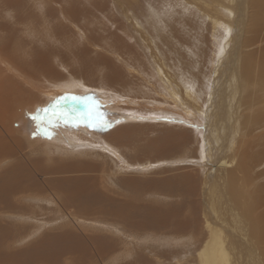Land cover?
<instances>
[{
    "label": "rangeland",
    "instance_id": "rangeland-1",
    "mask_svg": "<svg viewBox=\"0 0 264 264\" xmlns=\"http://www.w3.org/2000/svg\"><path fill=\"white\" fill-rule=\"evenodd\" d=\"M39 2L40 3H37L35 6H33L30 0H23L22 8L20 9L15 8V11L12 12L16 17L15 19L13 18L12 14L7 15L5 13H1L0 10V27H1L0 29L1 32L0 33V50H1L0 51L1 53L0 55V233H1L0 257L4 255L9 256V258H7L6 256L5 263L1 262L0 260V264H37V260H35L36 256H38L39 253L43 255L49 254V249L51 248V246L57 247L58 249L62 247L63 250L58 253L60 256L63 257L57 256V259L53 260L50 264H63V262L64 264L65 263L72 264L70 259L67 258L69 253L65 251L67 247L66 245H72L70 244L72 241L67 239V241L69 242L68 243L66 240H64L63 237L65 233L62 234L63 231L62 228H60L62 224H66L70 222V218H66V216L64 217V215H66V212L68 211L69 212L72 211V213H74L75 210L78 212L79 210L80 211L86 210L89 208V206L91 208L93 207L92 209H94L95 204H96L95 206L96 207L99 206V208L109 207L110 210L111 208L113 209L115 207V197H117L116 199H118L117 189L119 187L118 182H120V180L118 181V179L127 176L138 177V174L140 176L138 178H141L142 180L148 178L158 179V177H162L164 173L169 172V174L164 175V176H168L170 175V173L174 171V169L177 168V170H179L180 168L182 169L183 167H184L183 168L184 171L186 170L188 171L187 169L188 167L194 168L196 170L198 169L199 172H195L194 176L190 177L191 180H198V178L200 179V176L201 178L204 177L203 171L199 170L201 169L200 167L201 164L199 161V155L197 150L199 148V144L197 143L198 142L200 143V132L193 130V125H191L190 123L187 122L185 123L184 121L182 122L183 120L181 117L182 109L180 107H173V101L170 98L171 94H169V90L167 87L169 84L172 85V88L174 89L177 87V85H181L182 87L180 86L179 92H181L182 89L186 90V92H183L184 95H186L184 96L185 102L188 101L189 99L191 101L192 99L191 97H188L187 98L188 100H186V97L189 96L188 93L192 89L194 90L192 91L195 95V96L193 95V97H195L194 100L197 99V108L202 107L200 109L206 110L208 111V113H210L209 114L211 116L209 119L210 124L209 126L208 125L207 126L211 131L214 130L213 128L217 130L218 132L217 138L219 141L220 151L222 150V152L230 154L231 151H233V147H238V156H239L242 152V149L246 150L248 155L246 166H248V169H250V171L248 169L244 170L245 174L243 177H245L249 185L245 188V190L247 192L249 191L255 193L257 192L258 188H264V154H263L264 153V131H263L264 130V3L263 2H261V4L259 3L257 4L255 0H132V1L124 0L125 3L123 2V0H48V2L40 0ZM129 2L131 6H129L128 4ZM44 6L47 9H45ZM228 6L233 11L232 15L234 16L232 17H230L229 15L228 10L230 8ZM150 7L152 8L150 9ZM71 9L77 10L73 14L74 18H70L68 16L66 17L63 14V12L69 11ZM121 9H122V13H121ZM53 14L55 15L52 16ZM41 17L46 19V20L43 19L44 21H46L45 23ZM228 21H231V23ZM9 22L10 23L18 22L22 24H19L18 26L16 25L15 26L16 30L13 31L12 29H10V33L9 32L7 33L6 31H3L4 28L3 25ZM225 23L232 24L233 41L230 47L228 48V50L225 51V55L223 54L221 56L219 55V51L217 50H219L220 41L224 36V34L222 33L223 28L221 25H224ZM158 24L160 25V27ZM136 30L139 32V36ZM158 31H160L159 32L160 34L158 33ZM11 32H13L14 35H17L20 39H22V41H26L27 45L24 46L25 50H22L21 52L22 57L24 56L23 58H25L26 56L25 58L26 60L23 61L22 57L19 60L22 62L24 66H17V59L11 54V52H13L14 50L13 49L11 50L9 48V45H7L8 43L7 37L11 35ZM50 45L53 48H59L61 51H59L60 53L59 52L55 53L57 55L56 58L53 57V54H49L48 58H46L44 62L41 63L42 65L45 64V68L47 69L46 71L49 74H51V76H47V75L43 76L39 74L37 70H33L34 65L31 66V64H33L32 62L36 59L37 54L40 51L41 53H46L43 50L47 46L50 47ZM214 45L218 46V48L213 47ZM119 48H121L122 50ZM136 55L138 56L136 57ZM60 56H62L63 59L60 58ZM88 56L90 57L86 58ZM126 56L127 58L129 57L128 59L129 63L127 60L125 61L123 59V58L126 59ZM2 59L8 60V63L4 64L1 61ZM102 60H107L105 64L109 63L108 64L109 68H105L106 66L105 67L100 66V63H103ZM135 64H137L138 66ZM79 67L80 69H78ZM114 67H115V71L117 72L119 71L122 73L121 76L122 81L125 82L130 81V83H132L131 85L138 84V82H140L139 83V85L141 84L140 88L145 89L146 94H130L131 97L132 96L138 97L136 98L137 100L139 99V97H141L140 99L141 106H138L139 108L137 107V105L139 104H132V105L123 104L121 100V103H118L117 105L119 106L121 104L119 108H117L118 109L117 111L116 109L115 110L109 109L111 105L115 106L114 104H112V102H110V104L109 102H106L105 106H103L102 102L99 100L100 96H105L107 98L110 97L112 99L113 96L119 97L124 95L118 91L115 92L112 89L100 88L102 86L100 85L99 82L104 80L105 77H108L109 73L111 74V71L109 69H112ZM13 68H15V70ZM100 68H103L102 69L103 71ZM157 68L160 69L162 68L166 73L168 72L169 76L171 77V82L166 83L167 81H164L163 84L161 80L158 81L156 77L159 74L158 72H155ZM106 72L108 73V75ZM181 73L183 74L181 75ZM127 74L130 75L127 76ZM123 77L125 78L123 79ZM138 77H140L141 80H139L140 78ZM179 81L181 83H179ZM54 83L57 84L59 83V85L57 86H61L64 84L65 86L66 85L73 86L74 84L76 86L79 85L78 87H76L79 90L76 92L77 93L76 95L83 96L85 98H90L91 100H87L81 108L80 106L78 108H80V111L87 110L89 114L91 112L90 115L93 119L95 118L109 123L112 122L113 119H116L117 121L120 115H123L124 117H128L133 114L134 116L137 117L139 116L143 117V120L142 118L136 119L135 121L132 120V125H135L138 128L140 127V130L137 128L136 131L140 135V137L137 136L136 141L135 139H133L135 141L134 144H137L138 146L133 145L129 141L126 142L125 145L127 146L128 149L129 148L131 149L134 148V149H132V151H129L128 157L123 155L124 156L123 158L130 164H134V163L137 164L138 162L141 163L140 165L142 164L144 165L140 167L133 166L132 170L129 171L124 169L122 170L115 156L113 157L111 154L110 157V153H108L106 150L100 147L101 142H103L102 136L106 135L107 134L106 131L108 130H103L102 134L100 132L99 134L101 135L98 136L93 132L87 131L88 129L91 128L89 127V125H87L88 127L86 128L87 132L82 131L84 132L82 133L80 130L78 131L75 130L76 133L72 132L66 136L67 139L66 143L65 142L58 143L57 141L47 142L46 140H43L42 138H38L33 135L34 133H36L38 135L42 134L48 137L47 136L48 133L45 131L46 129L43 128L40 129L41 122H36L35 124L37 125H35L34 128L32 127L33 125L30 124V126L25 129L22 126L21 121L18 120L17 118H14L11 114V112L14 111V109L16 108L15 103L17 101H21L24 105H27L28 107H32V109L37 108L36 106H38L39 108L43 107L44 109H46L45 107L49 109L56 108V103L58 101L50 97L47 98L48 94H42L45 93L46 89H48L49 92L53 89L55 90ZM155 83L157 84V86ZM185 83L186 85H184ZM39 89H41L42 91L41 90L39 91ZM63 89L66 88L64 87ZM83 89L86 90V92L87 90H90L92 91V93L90 92L89 94H85L83 93L84 91ZM59 90L61 89L59 88ZM109 90L112 93L110 95H108ZM133 90L135 89H131L130 91ZM157 93L160 94L158 95ZM180 97L182 98V95ZM110 98L107 100H110ZM147 99L148 102H146ZM156 99L157 100L160 99L159 102L156 103L155 101ZM202 100H204L205 102ZM190 101H188V103ZM75 103H77V101H73V105H75ZM189 105L188 104L184 105L183 103H181L182 107L185 106L188 107ZM132 106L134 108H132ZM103 107L104 109H102ZM120 107L121 108L126 107L124 109V112H122L123 110L119 111ZM138 109H140V111ZM191 110L195 113V115H193V118L197 120L196 121L197 124L200 122V120L205 124L207 123L206 120H204V118H199L201 117V115H198L200 114L199 111L195 112L194 109ZM135 112L137 113L135 114ZM155 112H159L156 118L152 117ZM172 113H175V115ZM34 114L35 113L30 112L29 110V113H27V118L30 120V118L34 117ZM107 115H109L108 116L109 118L107 117ZM38 116L39 114L37 113L36 117L38 118ZM55 116H59L58 112L55 113ZM124 117H120V119ZM44 121L47 122L48 120H44ZM125 122L128 123L127 120H125ZM120 125L125 126L127 124L125 123L124 125L122 121V123H119V125L115 124L117 128L115 126H112L110 130L115 131L116 129L119 128ZM146 125H149V127H153V128L157 127V128L151 130V128L149 127L147 128ZM179 126H181L182 128ZM92 127L99 128L98 126L95 125H93ZM170 127L171 130H168L170 129ZM176 127L180 129H176ZM184 129L190 132L187 134V136L184 137L183 140L186 142V139L189 138L191 144L188 146L189 148H186V151L184 152L185 155L182 153L184 157H182L181 154L177 155L180 159L177 156L158 158L159 155H155L153 150L145 148L148 147V144L150 143H152L151 145L153 146L154 145L153 140L156 141L157 139L162 138L164 134L166 136L169 135V139L172 142H174L178 138L176 135L179 132L182 131L184 132ZM172 130L175 132H173ZM168 131H172V132H168ZM59 133L62 134L61 130ZM148 136H151V138L152 137L153 138L150 140ZM144 139L146 140L149 139L151 142L149 140L146 141ZM183 140L181 139L178 143H182ZM254 140H256V142L258 140V142L257 143L255 142L254 144ZM226 141L228 142L226 143ZM69 143H71L72 145ZM178 143L177 144L170 143V145L172 149L174 148L177 149V152L179 153V151L182 148L178 145ZM59 145H61L62 147L61 146L59 147ZM259 145L260 146L262 145L261 148ZM141 146H143V148H141ZM48 147L49 150L47 152L45 150L48 149ZM137 148H139V150L144 154V157L141 155L136 157L137 158L142 157L144 160L140 161L136 157L134 159V156L132 155L131 152L136 151ZM71 150L75 152L71 154L72 153ZM196 150L197 153H195ZM86 151L87 153L85 154ZM127 151H128L127 149L124 150V153L127 154ZM190 152L192 153V155ZM77 155L80 156L78 157ZM181 157L183 159H181ZM168 158H170V160ZM187 158L189 159V161H185V159L187 160ZM79 159L83 160L85 163L87 161L92 165H95V171L90 173L75 171L74 173H72L73 171L72 169L70 170V168L64 169L63 171L60 172L57 171V169L54 171H47L48 168L53 169L54 168L53 166L59 163L60 164L62 163V165L67 163V161L69 162L67 163L68 165L79 163L78 162L80 161ZM161 159H165V161L164 160L162 161L164 163L161 162ZM176 159H178L179 161L178 163L175 162ZM74 160L77 162H75ZM195 160L198 161L197 164H194V162H196ZM185 162H187L188 164ZM98 163L99 166H97ZM149 163L151 164L149 165ZM12 165H14V169H10ZM145 165L147 166V168L150 166V168H148V170H144L143 167ZM152 165L153 167H151ZM234 166L235 165H233V167ZM103 168L105 171L103 170ZM43 170H45L48 174L44 173ZM143 170L144 172H146L147 175L143 172ZM184 171H182V173H184ZM188 173L191 174L190 172ZM23 174L24 176H22ZM19 175L20 177L18 181L24 183L23 182L24 179L26 184L28 185L32 184V188L34 189L30 191L31 193L23 192V189L19 188L18 186H15L17 187L16 189L15 187L9 184L10 182L9 178L15 180ZM83 178H86V180L88 178L92 179L94 185L93 184L90 185V183H88V185L86 184L87 187L85 190L82 191L78 190L79 192L72 191L71 190L72 188L69 186L72 183V181H80L83 180ZM4 180L7 181V185H9L8 188H12V189H8L6 187V191H4L5 193L8 192V199L3 196L4 193H1V191L3 190L2 183L5 182ZM99 181L102 183V185L105 184L107 186V188L104 189V193H102L104 196L100 195L101 192L100 194H98L99 193L98 190H96L97 192L95 194H93L94 191H92V193L91 192L88 193V190H95L96 188H98V187L92 188V186H97L96 183H99ZM201 188H202L201 185H199V192ZM74 193L76 196L74 195ZM244 194H246V192ZM174 195L176 196L178 194H174ZM110 196L112 197L113 202ZM147 196L146 197L151 200L152 195H147ZM49 198L51 199V201ZM52 199L54 200L52 201ZM110 201L111 204L108 203ZM202 201H203V195L201 196V203L200 202L196 203V206L199 209H201L199 216V225L201 224L200 225L201 230L204 227H206L204 224L205 217L203 215L204 212L202 210L203 209ZM61 203L66 206V207L64 206L67 209L65 212L60 207ZM184 206H185V210L191 208L187 205ZM260 206L257 207V210L255 211L256 214H260L264 211V206L263 205L261 207ZM161 208L165 209V206H162ZM145 215H143L142 211L141 213L139 212L137 214L138 221L141 222V217H143L144 220L147 217H149L151 218V222L159 221L156 219V211L154 209L150 211L149 216H145ZM39 216L41 217L39 218ZM98 216H100V219H98L97 216H92L95 219H91L92 222L89 223H84L83 220L80 221L79 218H76L75 223L78 224H72V226L69 228L70 231L72 232V236H74L75 239L81 240V244L83 246H86L87 251L90 250L88 251V253H86L85 252L86 249L85 247H83L81 250L82 254L77 252L75 254V257H79V258H76V262H75L76 264H83L82 262H85V264H105V263L119 264L120 262H121L120 264H132V263L133 264H154V263L155 264H166V263L167 264H187V263L197 264L196 261H195L196 263H193V260L191 261L193 257L187 255V253H189V251L187 250H185L184 256L178 259L173 258L176 257L177 254L170 252L173 251L182 252L185 247L188 250L193 249L191 247L194 246V245L192 246V243L193 244L195 243L194 235H196L197 244L195 247L196 250L194 252L195 253L197 252V255H200L203 252L204 248H201L199 239L200 240L201 238L205 239L209 235L206 229L204 231L201 232L198 231L197 233L192 234L193 232L192 227H188L186 231V234L188 235L184 239L180 238L178 240L175 239L174 236L172 237L171 235L166 234L164 232L160 234L156 232L154 233L153 230L140 231V233L137 234L135 231L132 230L130 231L129 234L128 231L124 232L122 230V226L118 222L119 220H117L116 216H114L113 214H109L105 216L98 215ZM19 217H21V219H19ZM27 217L28 218L30 217V219L28 220ZM95 228H97L96 230L100 231V233H103V231L106 233L108 231H111L114 234L117 233V235L118 234L121 235L124 238L123 240L125 241V246L129 248V250L131 251L128 254H126V257L128 258L123 257L125 253L123 254L124 251L122 252L121 246H116V250L114 251L113 250L110 252L108 251L109 254L107 253L106 258L102 256V258L100 259L94 256L95 254L92 255L89 254L91 252H94V250L96 249L95 245L97 246V243H95L94 240L93 241L88 240L91 239L93 236L95 237V235H97ZM24 229L25 230L27 229V231H25ZM79 232H81L82 235ZM134 233L138 236H136ZM189 234L193 236L190 237ZM23 235H25L26 237H24ZM109 238L110 237H107V239ZM154 240L156 243H158L156 246ZM173 240L175 242H173ZM160 241L163 246L159 245L161 244ZM185 241L186 242L188 241L186 243L187 245L184 244ZM142 242L144 243L142 244ZM134 243L136 244V246ZM37 244L40 245L38 246ZM116 244L122 245V243H116ZM149 245L153 246V248L155 246L154 248L155 251L152 250L153 248L150 249L151 246ZM36 246H38L39 248H37ZM97 247L99 248V245ZM138 247L139 249L142 248V250L141 249L139 250ZM135 248H137L138 250L136 251ZM163 250L164 252H162ZM154 252L156 253V255L154 254ZM164 253L166 254L170 253V254L168 256H163ZM86 254L87 257H85ZM80 256H82L83 259ZM88 257L90 258L87 259ZM165 258H169L170 260H166ZM69 261L70 263H68Z\"/></svg>",
    "mask_w": 264,
    "mask_h": 264
},
{
    "label": "bare ground",
    "instance_id": "bare-ground-1",
    "mask_svg": "<svg viewBox=\"0 0 264 264\" xmlns=\"http://www.w3.org/2000/svg\"><path fill=\"white\" fill-rule=\"evenodd\" d=\"M33 4V6H35L37 3H40V0H30ZM43 1H47L48 0H43ZM132 1V0H131ZM53 2V1H51ZM115 2V1H114ZM124 2V0H123ZM169 2V1H168ZM167 2V3H168ZM255 2L258 4H261V2L264 3V0H255ZM43 3V2H42ZM41 3V4H42ZM116 3V2H115ZM119 3V2H118ZM125 3V2H124ZM127 3V2H126ZM216 3V2H215ZM46 4V3H45ZM129 6L130 2L128 3ZM134 4V3H133ZM138 4V3H137ZM23 5V0H0V10L1 13H5L7 15L12 14L13 18L15 19V15L12 13L13 11H15V8H22ZM223 5V4H222ZM229 5V4H228ZM123 6V5H122ZM133 6V5H132ZM227 6V5H226ZM37 7V6H36ZM43 7V6H42ZM124 7V6H123ZM229 7V6H228ZM35 8V7H34ZM45 9H47L44 6ZM116 8V7H115ZM122 8V7H121ZM127 8V7H126ZM133 8V7H132ZM152 7H150L151 9ZM230 8V7H229ZM228 8V9H229ZM120 9V8H119ZM117 9V10H119ZM131 9V8H130ZM134 9V8H133ZM214 9V7H213ZM239 9V8H238ZM36 10V9H35ZM124 10V9H123ZM129 10V9H128ZM234 10V9H233ZM38 11V10H37ZM45 11V10H44ZM77 10L75 9H71L69 11H65L63 12V14L67 17L70 18H74L73 14L76 12ZM125 11V10H124ZM130 11V10H129ZM128 11V12H129ZM132 11V10H131ZM229 15L230 17L234 16L232 9L230 8L229 10ZM135 12V11H134ZM40 13V12H39ZM43 13V12H42ZM121 13H122V9H121ZM127 13V12H126ZM132 13V12H131ZM133 14V13H132ZM55 14H53L52 16H54ZM123 15V14H122ZM121 15V16H122ZM133 16V15H132ZM44 17V15H43ZM57 17V16H56ZM128 17V16H127ZM208 17V16H207ZM11 18V17H10ZM39 18V17H38ZM42 18V17H41ZM53 18V17H51ZM50 18V19H51ZM129 18V17H128ZM213 18V17H212ZM44 18H42L43 20ZM48 19V18H47ZM55 19V18H54ZM171 19V18H170ZM206 19V18H205ZM46 20V19H44ZM43 20V21H44ZM163 20V19H162ZM220 20V19H219ZM223 20V19H222ZM17 21V20H16ZM42 21V22H43ZM57 21V20H56ZM55 21V22H56ZM129 21V20H128ZM133 21V20H131ZM136 21V19H135ZM232 21V20H231ZM231 21H228L231 23ZM46 21H44L45 23ZM65 22V21H64ZM211 22V21H210ZM216 22V21H215ZM226 22V21H224ZM224 24L221 25L223 28V38L220 41L219 44V55H225V51L228 50V48L230 47L232 41H233V37H232V24ZM19 24L22 23H18V22H13V23H5L3 26V31H6L7 33H10V29H12L13 31L16 30V25L18 26ZM68 24V23H67ZM159 25V24H158ZM169 25V24H168ZM176 25V24H175ZM212 25V23H211ZM220 25V24H219ZM136 26V25H135ZM141 26V25H140ZM156 26V25H155ZM154 26V27H155ZM172 26V25H170ZM160 27V25H159ZM29 28V27H27ZM39 28V27H38ZM1 29V27H0ZM130 29V27H129ZM149 29V28H148ZM164 29V28H163ZM238 29V28H237ZM241 29V28H240ZM158 30V29H157ZM173 30V29H172ZM133 31V30H131ZM137 31V30H136ZM161 31V30H160ZM158 31V33L160 32ZM125 32V31H123ZM138 32V31H137ZM175 32V31H174ZM1 33V32H0ZM155 33V32H154ZM162 33V32H161ZM216 33V32H215ZM35 34V33H34ZM151 34V33H149ZM160 34V33H159ZM165 34V33H164ZM125 35V33H124ZM143 35V34H142ZM154 35V34H153ZM138 36H139V32H138ZM149 36V35H148ZM130 37V36H129ZM141 37V36H140ZM152 38V37H151ZM8 39V43L7 45H9V48L12 50H14L13 52H11V54L17 59V66H24L22 64L20 60V58L22 57L21 52L22 50H25L24 46L27 45L26 41H22V39H20L17 35H14L13 32H11V35H9L7 37ZM121 39V38H120ZM154 39V38H153ZM88 40V39H86ZM118 40V39H117ZM148 40V39H146ZM125 41V40H124ZM87 42V41H86ZM90 42V41H89ZM151 42V40H150ZM28 43V42H27ZM68 43V42H67ZM124 43V42H123ZM122 43V45H123ZM143 43V42H142ZM235 43V42H234ZM237 43V42H236ZM125 44V43H124ZM152 44V43H151ZM114 45V44H113ZM147 45V44H146ZM218 45V44H217ZM129 46V45H128ZM99 47V46H98ZM135 47V46H134ZM133 47V48H134ZM213 47H217L218 46H213ZM236 47V46H235ZM124 48V47H123ZM130 48V47H129ZM137 48V47H136ZM117 49V47H116ZM121 49V48H119ZM125 49V48H124ZM141 49V48H140ZM109 50V49H108ZM122 50V49H121ZM222 50V51H221ZM235 50V49H234ZM233 50V51H234ZM1 51V50H0ZM46 53H41V51L37 54L36 59L32 62L34 65L33 70H37L39 72V74L45 76H51V74H49L45 68V64L42 65L41 63L44 62V60L46 58H48L49 54H53V57H57V55L55 54L56 52L61 51L59 48H53L51 45L50 47H45V49L43 50ZM54 51V52H53ZM117 51V50H116ZM131 51V49H130ZM138 51V49H137ZM191 51V50H190ZM109 52V51H108ZM120 52V51H119ZM129 52V51H128ZM28 53V52H26ZM41 53V54H40ZM60 53V52H59ZM96 53V52H95ZM111 53V52H110ZM118 53V52H117ZM122 53V52H121ZM131 53V52H130ZM134 53V52H133ZM217 53V52H216ZM40 54V55H39ZM62 54V52H61ZM239 54V53H238ZM1 55V53H0ZM28 55V54H27ZM87 56V54H86ZM91 56V55H90ZM90 56L86 57L89 58ZM121 56V55H120ZM124 56V55H123ZM128 56V55H127ZM126 59L123 58L125 61L129 59V57ZM138 55H136L137 57ZM163 56V55H162ZM161 56V57H162ZM228 56V55H227ZM24 57V56H23ZM22 57V58H23ZM144 57V56H143ZM146 57V56H145ZM148 57V56H147ZM214 57V56H213ZM235 57V56H234ZM26 58V56H25ZM23 58V61H25L26 59ZM60 58L63 59L62 56H60ZM115 58V57H114ZM121 58V57H120ZM156 58V57H155ZM159 58V57H158ZM185 58V57H184ZM135 59V58H134ZM146 59V58H145ZM98 60V58H97ZM117 60V59H116ZM136 60V59H135ZM154 60V59H153ZM4 64L8 63V60H1ZM107 60H102L103 63H100V66L105 67V68H109V63L105 64ZM121 61V60H120ZM134 61V60H133ZM137 61V60H136ZM164 61V60H163ZM227 61V60H226ZM117 62V61H116ZM139 62V60H138ZM141 62V60H140ZM2 63V64H3ZM129 63V61H128ZM135 63V62H134ZM157 63V62H156ZM215 63V62H214ZM213 63V64H214ZM142 64V63H141ZM140 64V65H141ZM148 64V63H147ZM212 64V65H213ZM218 64V63H217ZM10 65V64H9ZM41 67H40V66ZM111 65V64H110ZM137 65V64H135ZM195 65V63H194ZM7 66V65H6ZM16 66V65H15ZM138 66V65H137ZM144 66V65H143ZM215 66V65H214ZM213 66V67H214ZM62 67V66H61ZM73 67V66H72ZM122 67V66H121ZM133 67V66H132ZM135 67V66H134ZM170 67V66H169ZM177 67V66H176ZM12 68V67H11ZM248 68V67H247ZM15 70V68H13ZM18 69V68H17ZM80 69V67L78 68ZM98 69V68H97ZM101 70L103 68H100ZM125 69V68H124ZM135 69V68H134ZM180 69V68H179ZM218 69V68H217ZM6 70V69H5ZM111 71V74L109 73L108 77H105L104 80L100 81V85L102 87L100 88H106V89H112L113 91H118L121 94H124L122 96L119 97H114L110 100H107L109 98L105 97V96H100L99 100L102 102L103 106H105L106 102H112V104H114L115 106H110L109 109H113V110H117V108H119L118 103H122L123 104H139L138 106H141L140 104V99L141 97H139V99L137 100L135 96H132L130 94H146L145 89H141L140 85L138 82V84H134L131 85L132 83H130V81H122V73L121 72H117L115 71V67L112 69H109ZM223 70V69H222ZM99 71V70H98ZM103 71V70H102ZM124 71V70H123ZM138 71V70H136ZM212 71V70H211ZM221 71V70H220ZM144 72V71H143ZM155 72H158V78L156 77V79L159 81L161 80V82L164 84V81L171 82V77L169 76V73L165 72L162 68H157ZM183 72V70H182ZM218 72V71H217ZM222 72V71H221ZM224 72V71H223ZM107 73V72H106ZM128 73V72H127ZM132 73V72H131ZM137 73V72H136ZM212 73V72H211ZM219 73V72H218ZM226 73V72H225ZM55 74V73H54ZM100 74V73H99ZM105 74V73H104ZM183 73H181L182 75ZM214 74V73H213ZM70 75V74H69ZM108 75V73H107ZM124 75V74H123ZM130 74H127V76ZM141 75V74H140ZM173 76V75H172ZM212 76V75H211ZM25 77V76H24ZM64 77V76H63ZM134 77V76H133ZM187 77V75H186ZM215 77V76H213ZM125 77H123L124 79ZM137 78V77H135ZM140 78V77H138ZM144 78V77H143ZM155 78V76H154ZM164 80H163V79ZM178 78V77H177ZM196 78V77H195ZM31 79V78H30ZM33 79V78H32ZM37 79V78H36ZM153 79V78H152ZM184 79V78H183ZM191 79V78H190ZM62 80V79H61ZM60 80V81H61ZM129 80V77H128ZM137 80V79H135ZM141 80V78L139 79ZM145 80V79H144ZM186 80V79H185ZM194 80V79H193ZM196 80V79H195ZM176 81V80H175ZM197 81V80H196ZM55 82V81H54ZM148 82V81H147ZM151 82V81H150ZM153 82V80H152ZM177 82V81H176ZM184 82V81H182ZM220 82V81H219ZM44 83V82H43ZM62 83V82H61ZM145 83V82H144ZM179 83H181L179 81ZM187 83V82H186ZM186 83L184 85H186ZM189 83V82H188ZM195 83V82H194ZM197 83V82H196ZM221 83V82H220ZM219 83V84H220ZM51 84V83H50ZM70 84V83H69ZM83 84V83H81ZM86 84V83H85ZM156 84V83H155ZM174 84V83H173ZM177 84V83H176ZM175 84V85H176ZM218 84V83H217ZM59 85V83H54V87L55 90H51L50 92L48 91V89H46L45 93L42 94H48L47 98H52L56 101H58L56 103V108H52L49 109L47 107H45L46 109H48L47 112L42 111L44 108H39L38 106H36L37 108H33L32 107H28L27 105H24L21 101H17L15 103L16 108L14 109V111L11 112L12 116L14 118H17L18 120L21 121L22 126L26 129L30 126V124H32L33 128L35 127L36 122H41L40 123V129H46L45 131L48 133V137L42 135V134H36L35 136L38 138H42L43 140H46L47 142H51V141H57L58 143H66L67 139L66 136L69 135V133H76L75 130H80L81 132H93L96 135H101L103 130H108L106 131V135L102 136V140L103 142H101L100 147L104 150H106L108 153H110V157L111 154L112 156L118 160V164L120 165L121 169L123 170H132V167H140L142 165H140L141 163H134V164H130L128 163L123 157L124 156H129V151H132V149L134 148H127V146L125 145L126 142H131L133 145L138 146L137 144H134L135 141L137 140V136L140 137V135L136 132L137 131V126L132 125V120H136V119H141L143 120V117H137V116H128V117H124L123 115H120V117H124L122 119H113L112 122H106V121H101L99 119H93L91 117V112L89 114V112L86 111H80V108L83 106V104L87 101V100H91L90 98H85L83 96H79L76 95L77 91H79L76 87L75 84L73 86H69L66 85L68 87L64 85L61 86H57ZM183 85V84H182ZM194 85V84H193ZM196 85V84H195ZM211 85V84H210ZM214 85V84H213ZM35 86V85H34ZM87 86V85H86ZM96 86V85H95ZM94 86V87H95ZM143 86V85H142ZM141 86V87H142ZM155 86V85H154ZM157 86V84H156ZM165 86V85H164ZM181 85H177V87L174 89L172 88V85H168V90H169V94H171L170 98L173 101V107H180L182 109L181 113V117H182V122L184 121L185 123H190L191 125H193V130L195 131H199L200 132V143L198 142L197 144H199V148L198 150V155H199V161H200V167L203 173H204V177L200 179L198 178V180H191V176H194L195 172H199L198 169H194V168H187L188 171H184V167L179 170L174 169V171L172 173H170V175L168 176H164L165 174H169V172L164 173V175L162 177H158V179L156 178H152V179H145L142 180L139 174L138 177H131V176H127L121 179H118V181L120 180V182H118L119 187L117 189V193H118V199H116L117 197H115V207L111 210L109 207L107 208H99L96 207L94 205V209H92L90 206L88 209L86 210H79L78 211H74V213H72V211H68L66 212V215H64V217L66 216V218H70V222L66 223V224H62L60 226V228H62V234H64V240L67 241L71 240L72 242L70 244L72 245H66V249L65 251L67 253H69V255L67 256V258L70 259L71 263L76 264V258L79 257H75V254L81 253V250L83 246L81 244V240L79 239H75L74 236H72V232L70 231V227L72 226V224H78L75 223L76 218H79L80 221L83 220L84 223H89L92 222L91 219H95L92 216H97L98 219H100V216L98 215H109V214H113L114 216H116V219L119 220L118 222L121 224L122 226V230L124 232H129L130 231H135L136 234L140 233V231H146V230H153L154 233H166L171 235L172 237L174 236L175 239H184L188 234H186V231L188 229V227H192V234L193 233H197L198 231H204L205 229L207 230V232L209 233V235L207 236V238H201V240L199 239V243L201 244V248H204L203 252L200 255H197V252L195 253L194 251L196 250V244H197V236H195V243H192L191 250H188L186 247L183 249L182 252L180 251H173L170 253H175L177 254L176 257H173L175 259L181 258L184 256L185 250L189 251V253H187V255L193 257L191 259V261L193 260V263L197 264H264V211L260 214H256L255 211L257 210V207H259L260 205L264 206V188H258L257 192L253 193V192H247L245 190V188L248 185L247 180L245 179L244 174V170L248 169V166H246V161H247V152L245 149H242L241 154L238 156V147H233V151H231L230 154L228 153H224L222 152V150L220 151L219 148V141L217 138L218 132L215 128H213L214 130L211 131L209 130V119H210V113H208V111L197 108V99L194 100L195 97H193L194 93L191 90L188 94L189 96L186 97V100H188V97H191V101L190 99L188 101H190V105L188 103V101L185 102V97L186 95H184L183 92H186V90L182 89V93L179 92V88ZM43 87V85H42ZM66 89H63V88ZM153 87V86H152ZM161 87V86H160ZM159 87V88H160ZM182 87V86H181ZM193 87V86H192ZM212 87V86H211ZM59 88L61 90H59ZM98 88V89H100ZM178 88V90H177ZM195 88V86H194ZM210 88V87H209ZM131 89H135L133 91H130ZM35 90V89H34ZM41 89H39L40 91ZM64 90V91H63ZM82 90V88H81ZM84 90V89H83ZM148 90V89H147ZM150 90V89H149ZM189 90V89H187ZM217 90V89H216ZM215 90V91H216ZM38 91V92H39ZM42 91V90H41ZM44 91V89H43ZM152 91V90H151ZM154 91V90H153ZM157 91V90H156ZM200 91V90H199ZM37 92V93H38ZM92 93V91L90 90H84L83 93L85 94H89ZM96 93V92H95ZM107 93V92H106ZM108 95L112 94L110 92V90L108 91ZM151 93V92H150ZM198 93V92H197ZM41 94V95H42ZM75 94V95H73ZM84 94V95H85ZM114 94V93H113ZM118 94V93H115ZM158 94V93H157ZM160 94V93H159ZM158 94V95H159ZM182 95V98L179 96ZM187 94V93H186ZM217 94V93H216ZM82 95V94H81ZM43 96V95H42ZM96 96V95H95ZM195 96V95H194ZM198 96V95H196ZM73 97H80L79 99H73ZM134 97V98H133ZM169 97V96H168ZM3 98V97H2ZM97 98V97H96ZM107 98V99H106ZM122 98V99H121ZM146 98V97H145ZM160 98V97H159ZM165 98V97H164ZM200 98V97H199ZM224 98V97H223ZM143 99V98H142ZM207 99V98H206ZM69 100V101H68ZM151 100V99H149ZM160 100V99H159ZM159 100H155L156 103L159 102ZM166 100V99H165ZM73 101H77V103H75V105H73ZM142 101V100H141ZM201 101V100H200ZM199 101V102H200ZM204 101V100H202ZM210 101V100H209ZM45 102V101H44ZM50 102V101H49ZM143 102V101H142ZM146 102H148V99L146 100ZM185 102V103H184ZM205 102V101H204ZM219 102V101H218ZM221 102V101H220ZM22 103V104H21ZM37 103V102H36ZM55 103V102H54ZM150 103V102H149ZM181 103L188 104L191 109H194L195 112H198L201 115V117L199 118H204V120H206V124L203 123L201 120L200 122L197 124V120L193 118V115H195V113L188 108L187 106L182 107ZM203 103V102H202ZM96 104V103H95ZM94 104V105H95ZM99 104V103H98ZM152 104V103H151ZM161 104V103H160ZM217 104V103H216ZM37 105V104H36ZM40 105V104H39ZM162 105V104H161ZM199 105V104H198ZM202 105V104H201ZM80 106V108H78ZM85 106V105H84ZM146 106V105H145ZM169 106V105H167ZM101 107V106H100ZM123 107V105H122ZM136 107V106H135ZM199 107V106H198ZM126 108V107H125ZM125 108H121L119 111L124 112ZM128 108V107H127ZM132 108H134L132 106ZM139 108V107H138ZM148 108V107H147ZM150 108V106H149ZM166 108V107H165ZM172 108V107H170ZM179 108V109H180ZM208 108V107H207ZM104 109V107L102 108ZM143 109V108H142ZM152 109V108H151ZM159 109V108H158ZM161 109V108H160ZM167 109V108H166ZM178 109V108H177ZM214 109V108H213ZM33 112L34 117H36L37 113L39 114L38 118L39 119H33L30 118V120L27 118V113ZM40 110V111H39ZM56 110V111H55ZM131 110V109H130ZM137 110V109H136ZM140 111V109H138ZM169 110V109H168ZM210 110V109H209ZM28 111V112H27ZM127 111V109H126ZM150 111V110H149ZM179 111V110H178ZM59 114V116H55V113ZM138 112V111H137ZM135 112V114L137 113ZM173 112V111H172ZM93 113V112H92ZM98 113V112H97ZM139 113V112H138ZM159 112H155L153 114L152 117L156 118L157 114ZM175 115V113H172ZM197 114V113H196ZM33 115V114H32ZM213 115V114H212ZM109 115H107L108 117ZM197 116V115H196ZM195 116V117H196ZM109 118V117H108ZM148 118V117H147ZM163 118V116H162ZM32 119V120H31ZM146 119V118H144ZM166 119V118H165ZM164 119V120H165ZM174 119V118H173ZM44 120H48L47 122H45ZM125 120L128 121L125 122ZM149 120V119H148ZM155 120V119H154ZM157 120V119H156ZM32 121V122H31ZM119 121V123H125L127 125L125 126H119L118 129H116L115 131H111L110 128L112 126H115V124L119 125V123H117ZM131 121V122H130ZM199 121V120H198ZM137 122V121H136ZM212 122V119H211ZM95 125L98 126L99 128H93L91 127L90 129H88L86 131L87 125ZM107 124L109 125L108 127H105L104 125ZM189 125V124H187ZM208 125V126H207ZM147 128L149 127V125H146ZM116 127V126H115ZM114 127V128H115ZM181 127V126H179ZM117 128V127H116ZM152 129H156L157 127L153 128V127H149ZM182 128V127H181ZM186 128V127H185ZM195 128V129H194ZM220 128V126H219ZM140 130V127L138 128ZM176 129H180L177 128ZM62 132V134H60L59 132ZM149 130V129H148ZM150 130V131H151ZM171 130V127L170 129ZM174 130V129H173ZM172 130V131H173ZM149 131V132H150ZM172 131H168V132H172ZM222 131V130H221ZM264 131V130H263ZM82 132V133H84ZM101 132V134H99ZM175 132V131H173ZM190 131H187L184 129V132H179L176 136L178 137L174 142H172L169 139V135H163L162 138L157 139L156 141L153 140V146L151 145L152 143H150L151 136H148L150 138L149 139H144L146 141H150L148 144V147H145L147 149H151L153 150L155 155H159L158 158H162V157H172V156H177L179 154L182 155V153L185 155V151L186 148H189L188 146L191 144L189 138L186 139V142L183 140L185 136H187V134ZM109 133V134H108ZM88 134V133H87ZM145 134V133H144ZM262 134V133H261ZM79 136V135H78ZM159 136V135H158ZM51 137V138H49ZM135 137V138H134ZM219 137V136H218ZM256 137V136H255ZM127 138V139H126ZM147 138V137H146ZM217 138V140H216ZM259 138V137H258ZM70 139V138H69ZM135 139V141L133 140ZM183 140L182 143H178L180 140ZM235 139V138H234ZM192 140V139H191ZM260 140V139H259ZM41 141V140H40ZM144 141V142H146ZM38 142V141H37ZM70 142V141H68ZM143 142V143H144ZM228 141H226L227 143ZM236 142V141H235ZM234 142V143H235ZM256 140H254V144H255ZM258 142V140H257ZM256 142V143H257ZM40 143V142H39ZM45 143V142H44ZM170 143H175L182 148L179 153L177 152V149H172ZM193 143V142H192ZM221 143V141H220ZM43 144V143H42ZM41 144V146H42ZM52 144V143H51ZM68 144V143H67ZM71 144V143H69ZM225 144V143H224ZM39 145V144H38ZM46 145V144H45ZM72 145V144H71ZM257 145V144H256ZM61 145H59L60 147ZM135 146V147H136ZM145 146V145H144ZM222 146V145H221ZM258 146V145H257ZM260 146V145H259ZM262 146V145H261ZM260 146V148H261ZM50 147V146H49ZM48 149L44 150L48 152ZM62 147V146H61ZM243 147V146H242ZM71 148V147H70ZM140 148V147H139ZM139 148H137L136 151L131 152L132 155L134 156V159L136 156H143L144 154L139 150ZM141 148H143V146H141ZM56 149V148H55ZM73 149V147H72ZM128 150L127 154L124 153V150ZM136 149V148H135ZM67 150V149H66ZM189 150V149H188ZM197 150L195 151V153H197ZM44 151V152H45ZM55 151V150H53ZM72 151V150H71ZM191 151V150H190ZM60 152V151H59ZM58 152V153H59ZM70 152V151H69ZM72 151L71 154H73ZM80 152V150H79ZM84 152V151H83ZM189 152V151H187ZM77 153V151H76ZM87 153V151L85 152V154ZM89 153V152H88ZM191 153V152H190ZM189 153V154H190ZM52 154V153H51ZM81 154V153H80ZM91 154V153H90ZM106 154V153H105ZM256 154V153H255ZM264 154V153H263ZM34 155V154H33ZM56 155V154H55ZM59 155V154H58ZM62 155V154H61ZM67 155V154H66ZM76 155V154H75ZM83 155V154H82ZM81 155V156H82ZM109 155V154H108ZM107 155V158H108ZM124 155V156H123ZM192 155V153H191ZM36 156V155H35ZM65 156V155H64ZM78 156V155H77ZM80 156V155H79ZM78 156V157H79ZM89 156V154H88ZM104 156V155H103ZM195 156V155H193ZM255 156V155H254ZM51 157V156H50ZM62 157V156H61ZM86 157V156H85ZM102 157V156H101ZM106 157V156H105ZM178 157V156H177ZM182 157H184L182 155ZM181 157V159H183ZM186 157V156H185ZM188 157V156H187ZM197 157V156H195ZM88 158V157H87ZM133 158V157H132ZM137 158V157H136ZM179 158V157H178ZM58 159V158H57ZM114 159V158H113ZM138 160H144L142 157L137 158ZM170 160V158H168ZM167 159V160H168ZM180 159V158H179ZM42 160V159H41ZM49 160V158H48ZM60 160V159H59ZM76 160V159H75ZM74 160V161H75ZM80 160V159H79ZM85 160V159H84ZM88 160V159H86ZM128 160V159H127ZM158 160V159H157ZM156 160V163H157ZM165 161V159H161L162 161ZM168 160V161H169ZM174 160V159H173ZM46 161V159H45ZM56 161V160H55ZM93 161V160H91ZM136 161V160H135ZM139 161V162H140ZM148 161V160H147ZM185 161H189V159L187 158V160L185 159ZM196 161V160H195ZM64 162V161H63ZM77 162V161H75ZM74 162V163H75ZM79 163H75L73 165H68L67 163H69L67 161V163H65L64 165H62V163L57 164L55 166H53L54 168H48L47 171H54L57 169V171H63L64 169H72V173H74L75 171H82L85 173H90L95 171V165H92L91 163L87 162L86 163L83 160L78 161ZM84 162V163H83ZM143 162V161H142ZM160 162V164H161ZM171 162V161H170ZM175 162H179L178 159H176ZM198 161L194 162V164H197ZM13 163V162H12ZM100 163V162H99ZM99 163L97 166H99ZM108 163V162H107ZM116 163V161H115ZM164 163V162H162ZM187 163V162H185ZM190 163V162H189ZM251 163V162H250ZM253 163V162H252ZM256 163V162H255ZM8 164V163H7ZM10 164V163H9ZM15 164V163H14ZM53 164V163H52ZM151 163H149L150 165ZM153 164V163H152ZM159 164V162H158ZM188 164V163H187ZM102 165V164H101ZM110 165V164H109ZM115 165V164H114ZM148 165V164H147ZM173 165V164H172ZM199 165V164H198ZM233 165H235L233 167ZM7 166V165H6ZM105 166V165H104ZM118 166V165H117ZM157 166V165H156ZM5 167V166H4ZM43 167V166H42ZM116 167V166H115ZM153 167V165L151 166ZM150 168V166L148 167ZM147 166L145 165L143 167L144 170H148ZM254 168V167H253ZM5 169V168H4ZM10 169H14V165H12L10 167ZM108 169V168H107ZM186 169V168H185ZM35 170V169H34ZM104 170V168H103ZM112 170V169H111ZM136 170V169H135ZM138 170V169H137ZM143 170V172H144ZM250 171V169H248ZM7 171V170H6ZM44 173L48 174L45 170H43ZM105 171V170H104ZM110 171V170H109ZM167 171V170H166ZM182 171H184V173H182ZM35 172V171H34ZM65 172V171H64ZM115 172V171H114ZM118 172V170H117ZM131 172V171H130ZM149 172V171H147ZM188 172H190L191 174H189ZM5 173V172H4ZM146 174V172H144ZM143 173V174H144ZM142 174V175H143ZM158 174V173H157ZM84 175V174H83ZM109 175V174H108ZM117 175V174H116ZM131 175V174H130ZM136 175V174H135ZM147 175V174H146ZM150 175V174H149ZM155 175V174H154ZM153 175V176H154ZM24 176V174L22 175ZM26 176V175H25ZM105 176V175H104ZM120 176V174H119ZM157 176V175H156ZM20 175L14 180V179H10L9 184L12 185L13 187L18 186L19 188L23 189V192H29L34 188H32V184L28 185L25 183L24 179L22 183L20 181H18ZM103 177V176H102ZM117 177V176H116ZM143 177V176H142ZM91 178V177H90ZM88 178L86 180V178H83V180L80 181H72V183L69 185L72 189V191H78V190H85L86 189V184L88 185V183H90V185L93 184V180ZM100 178V177H99ZM115 178V177H114ZM120 178V177H118ZM250 178V177H249ZM248 178V179H249ZM29 179V178H28ZM5 182L2 183V188L3 190L1 191V193H4L3 196L5 198L8 199V192L5 193L4 191H6V187L8 188L9 185H7V181L4 180ZM101 181V180H100ZM99 181V183H96L97 186H92L93 187H98L95 190H88V193H92L95 194L98 190L100 195L104 196L102 193H104V189L107 188V186L104 184L102 185V183ZM106 181V180H105ZM65 182V181H64ZM96 182V181H95ZM54 183V182H53ZM69 183V182H68ZM61 184V183H60ZM67 184V183H66ZM59 185V184H58ZM56 185V186H58ZM65 185V184H64ZM94 185V184H93ZM111 185V184H110ZM199 185H201V189L199 192ZM11 186V187H12ZM37 186V185H36ZM62 187V185H61ZM17 189V187H15ZM91 188V187H90ZM89 188V189H90ZM8 189H12V188H8ZM62 189V188H61ZM60 189V190H61ZM109 190V189H108ZM11 192V191H10ZM36 192V191H35ZM79 192V191H78ZM203 192V194H202ZM246 192V194H244ZM178 194V195H174V194ZM35 194V193H34ZM43 194V193H42ZM56 194V192H55ZM33 195V194H32ZM75 195V193H74ZM147 195H152L151 196V200L148 199ZM203 195V201H202V210H203V215L205 217L204 220V224L206 227H204L202 230L200 228L199 225V216H200V210L197 206L196 203L200 202L201 203V196ZM38 196V195H37ZM66 196V195H65ZM76 196V195H75ZM74 196V197H75ZM147 196V197H146ZM198 197V200H197ZM200 197V198H199ZM47 198V197H46ZM58 198V197H57ZM110 198L112 199V197L110 196ZM32 199V198H31ZM45 199V197H44ZM50 199V198H49ZM165 201H163V200ZM14 200V199H13ZM37 200V199H36ZM54 199H52L53 201ZM96 200V198H95ZM118 200V201H117ZM246 200V202H245ZM40 201V200H39ZM51 201V199H50ZM16 202V201H15ZM95 202V201H94ZM113 202V199H112ZM176 202V203H175ZM5 203V202H4ZM27 203V202H26ZM56 203V202H55ZM111 204V201L108 202ZM2 204V203H1ZM113 204V203H112ZM43 205V204H42ZM61 205V206H60ZM59 206L62 208V210L65 212L67 209L65 208L66 206L64 204H60ZM187 205L189 207H191L190 209H186L185 210V206ZM2 206V205H1ZM8 206V205H7ZM22 206V205H21ZM48 206V205H47ZM54 206V205H53ZM65 206V207H64ZM114 206V205H113ZM165 206V209H162L161 207ZM167 206V207H166ZM260 206V207H261ZM6 207V206H5ZM35 207V206H34ZM58 207V206H57ZM68 207V206H67ZM240 207V208H239ZM2 208V207H1ZM12 208V207H11ZM60 209V208H59ZM76 209V208H75ZM156 211V219L159 220L157 222H151V218L147 217L145 220L143 219V217H141V222L138 221V216L137 214L141 211L143 212V215L145 216H149L150 211L152 210ZM17 210V209H16ZM184 210V211H183ZM5 211V210H4ZM85 211V212H84ZM91 211V212H90ZM12 212V211H9ZM184 212V213H182ZM21 213V212H20ZM24 213V212H23ZM34 213V212H33ZM51 214V213H50ZM11 215V214H10ZM36 215V214H35ZM63 215V214H62ZM8 216V215H7ZM17 216V215H16ZM47 216V215H46ZM159 216V217H158ZM4 217V216H3ZM41 216H39L40 218ZM13 218V217H12ZM17 218V217H16ZM28 218V217H27ZM15 219V218H14ZM19 219H21V217H19ZM30 219V217L28 218V220ZM4 220V218H3ZM6 220V219H5ZM10 220V219H9ZM23 220V219H22ZM25 220V219H24ZM53 220V219H52ZM105 220V219H104ZM12 221V220H11ZM69 221V220H68ZM110 221V220H109ZM39 222V221H38ZM78 222V221H77ZM98 223V221H97ZM96 223V224H97ZM111 223V222H110ZM2 224V223H1ZM15 224V223H14ZM39 224V223H38ZM49 224V223H48ZM53 224V223H52ZM93 224V223H92ZM95 224V223H94ZM103 224V223H102ZM107 224V223H106ZM109 224V223H108ZM54 226V225H53ZM112 226V225H111ZM90 227V226H89ZM109 227V225H108ZM20 228V227H19ZM26 228V227H25ZM117 228V227H116ZM5 229V228H4ZM30 229V228H29ZM34 229V228H33ZM90 229V228H89ZM93 229V228H92ZM97 228H95V231L97 233V235H95V237L93 236L91 239L88 240H94L95 243H97V246L99 245V248L95 245L96 249L94 250V252H91L89 254H95L94 256H96L97 258H102L105 257L107 253L109 254L110 251H114L116 250V246H121L122 247V252L123 254L125 253V255H123V257H126V254H128L129 252H131L129 250V248H127L125 246V241L123 240L124 238L121 235H117L114 234L111 231H108L107 233L103 231V233H100V231L96 230ZM114 229V228H112ZM111 229V230H112ZM25 230V229H24ZM60 230V229H59ZM100 230V229H99ZM9 231V230H8ZM27 231V229L25 230ZM33 231V230H32ZM37 231V230H36ZM40 231V230H38ZM76 231V230H75ZM106 231V230H105ZM114 231V230H113ZM116 231V230H115ZM21 232V231H20ZM44 232V231H43ZM6 233V232H5ZM16 233V232H15ZM41 233V232H39ZM76 233V232H75ZM81 234V232H79ZM1 234V233H0ZM9 234V233H8ZM23 234V233H22ZM30 234V233H29ZM36 234V233H35ZM135 234V233H134ZM135 234V235H136ZM186 234V235H184ZM31 235V234H30ZM37 235V234H36ZM75 235V234H74ZM82 235V234H81ZM134 235V236H135ZM6 236V235H4ZM24 237H26L25 235H23ZM33 236V235H32ZM31 236V237H32ZM38 236V235H37ZM36 236V237H37ZM42 236V235H39ZM58 236V235H56ZM77 236V235H76ZM84 236V235H83ZM138 236V235H136ZM163 236V235H161ZM165 236V235H164ZM190 237L191 234H189ZM188 236V237H189ZM11 237V236H10ZM29 237V236H28ZM35 237V239H36ZM62 237V236H61ZM78 237V236H77ZM107 237H110L109 239H107ZM140 237V236H139ZM7 238V237H6ZM34 238V237H33ZM128 238V237H127ZM163 238V237H162ZM4 239V238H3ZM30 239V238H29ZM32 239V238H31ZM40 239V238H39ZM137 239V238H136ZM140 239V238H138ZM174 239V240H175ZM26 240V239H25ZM160 240V239H159ZM173 240V242H175ZM188 240V239H186ZM190 240V239H189ZM194 240V239H193ZM2 241V240H1ZM22 241V240H21ZM27 241V240H26ZM133 241V240H132ZM146 241V240H145ZM158 241V240H157ZM166 241V240H165ZM192 241V240H191ZM38 242V241H37ZM42 242V241H41ZM68 242V241H67ZM155 242V240H154ZM164 242V241H163ZM167 242V241H166ZM170 242V241H169ZM188 242V241H187ZM185 241L184 244L187 243ZM18 243V242H17ZM69 243V242H68ZM76 243V244H75ZM116 243H122V245H117ZM144 242H142L143 244ZM147 243V242H146ZM161 243V241H160ZM171 243V242H170ZM191 243V242H190ZM23 244V243H21ZM28 244V243H27ZM135 244V243H134ZM158 243L155 242V246ZM177 244V243H176ZM38 245V244H37ZM40 245V244H39ZM38 245V246H39ZM64 245V244H63ZM79 245V246H78ZM130 245V243H129ZM146 245V244H145ZM154 245V244H152ZM160 246L162 245L159 244ZM178 245V244H177ZM181 245V244H180ZM187 245V244H186ZM190 245V244H189ZM188 245V246H189ZM38 246H36L37 248H39ZM44 246V244H43ZM65 246V245H64ZM136 246V244H135ZM151 246V245H149ZM154 246V248H155ZM159 246V248H160ZM163 246V245H162ZM175 246V245H174ZM25 247V246H23ZM47 247V246H46ZM168 247V246H167ZM170 247V246H169ZM184 247V246H183ZM45 248V247H44ZM153 246H151L150 249H152ZM154 248L152 249L153 251ZM162 248V247H161ZM176 248V247H175ZM30 249V248H29ZM35 249V248H34ZM136 251L139 249L135 248ZM142 250V248H140ZM139 249V250H140ZM173 249V248H172ZM9 250V249H8ZM31 250V249H30ZM36 250V249H35ZM39 250V249H38ZM62 247L60 249H58L57 247H52L49 249V254H40L38 256H36V259L34 257L35 260H37V264H50L53 260L57 259L58 257H63L60 256L58 252L62 251ZM84 250V249H83ZM133 250V249H132ZM149 250V249H148ZM170 250V249H169ZM25 251V250H24ZM34 251V250H33ZM43 251V250H42ZM46 251V250H45ZM90 251V250H88ZM87 249H86V253H88ZM92 251V250H91ZM109 251V252H108ZM157 251V249H156ZM1 252V250H0ZM22 252V251H21ZM31 252V251H30ZM40 252V251H39ZM48 252V251H47ZM84 252V253H85ZM152 252V251H151ZM164 252V250L162 251ZM8 253V252H7ZM36 253V251H35ZM66 253V254H67ZM112 253V252H111ZM134 253V252H133ZM160 253V252H159ZM157 253V254H159ZM170 253L166 254L164 253L163 256H168ZM180 253V255H179ZM27 254V253H26ZM82 254V253H81ZM119 254V253H118ZM132 254V253H131ZM144 254V253H143ZM142 254V255H143ZM154 254L156 255V253L154 252ZM162 254V253H161ZM116 255V254H115ZM6 256L7 258H9L8 255H4L1 256L0 260L1 262L6 261ZM122 256V254H121ZM133 256V255H132ZM147 256V255H146ZM4 257V258H3ZM14 257V256H13ZM82 259L83 257L80 256ZM85 257H87V254L85 255ZM91 257V256H90ZM90 257H88L87 259H89ZM80 258V259H81ZM93 258V257H92ZM112 258V257H111ZM115 258V256H114ZM121 258V257H120ZM128 258V257H126ZM32 259V258H31ZM64 259V258H63ZM166 260H170L169 258H165ZM3 260V261H2ZM24 260V259H23ZM28 260V259H27ZM91 260V259H90ZM165 260V261H166ZM20 261V260H19ZM18 261V262H19ZM70 261L68 263H70ZM83 261V260H82ZM113 261V260H112ZM134 261V259H133ZM142 261V260H141ZM145 261V260H144ZM196 261V262H195ZM17 262V263H18ZM22 262V261H21ZM24 262V261H23ZM27 262V261H25ZM59 262V261H58ZM106 262V261H105ZM153 262V261H152ZM157 262V261H156ZM34 263V262H33ZM83 264H85V262H82ZM94 263V262H93ZM97 263V262H96ZM112 263V262H111ZM121 263V262H120ZM119 263V264H120ZM131 263V262H130ZM142 263V262H141ZM162 263V262H161ZM166 263V262H165ZM183 263V262H182ZM64 264V262H63ZM66 264V263H65ZM106 264V263H105ZM133 264V263H132ZM155 264V263H154ZM167 264V263H166ZM188 264V263H187Z\"/></svg>",
    "mask_w": 264,
    "mask_h": 264
},
{
    "label": "snow or ice",
    "instance_id": "snow-or-ice-1",
    "mask_svg": "<svg viewBox=\"0 0 264 264\" xmlns=\"http://www.w3.org/2000/svg\"><path fill=\"white\" fill-rule=\"evenodd\" d=\"M222 51V50H221ZM80 97H73V99H79ZM42 111H45V112H47L48 111V109H43ZM33 119H38L37 117H33ZM117 123H119V121L117 122ZM93 125H89V127H92ZM105 127H108L109 125H107V124H105L104 125ZM38 127H39V125H38ZM34 136H35V133L33 134ZM49 138H51V137H49Z\"/></svg>",
    "mask_w": 264,
    "mask_h": 264
}]
</instances>
